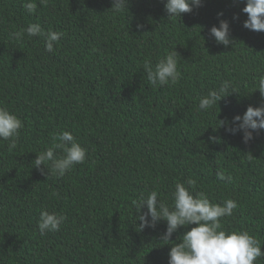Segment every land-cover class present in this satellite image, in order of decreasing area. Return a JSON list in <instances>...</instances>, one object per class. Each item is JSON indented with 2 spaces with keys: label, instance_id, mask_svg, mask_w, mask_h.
<instances>
[{
  "label": "trees",
  "instance_id": "16d2710c",
  "mask_svg": "<svg viewBox=\"0 0 264 264\" xmlns=\"http://www.w3.org/2000/svg\"><path fill=\"white\" fill-rule=\"evenodd\" d=\"M25 2L0 0V105L24 125L12 152L0 140V264H168L171 245L195 225L166 243L163 221L140 231L146 209L133 201L156 190L171 204L175 183L188 179L211 203L234 199L223 228L249 231L264 251V131L245 144L216 121L264 104V33L243 27L246 5L203 0L168 20L166 0H128L120 13L112 0H34L31 14ZM220 19L230 24L229 47L209 34ZM35 23L63 33L54 53L42 37L9 38ZM172 49L181 79L154 88L144 65ZM225 80L236 93L198 111V97ZM62 131L87 149L86 160L63 178L47 177L33 161ZM218 169L231 181L218 180ZM42 210L67 217L60 231L40 235Z\"/></svg>",
  "mask_w": 264,
  "mask_h": 264
},
{
  "label": "clouds",
  "instance_id": "9594fccd",
  "mask_svg": "<svg viewBox=\"0 0 264 264\" xmlns=\"http://www.w3.org/2000/svg\"><path fill=\"white\" fill-rule=\"evenodd\" d=\"M43 2V0H42ZM163 2V0H162ZM246 6L242 9L247 14L243 27L253 32L264 33V0H238ZM203 0H166L165 12L168 20H181L182 14L191 13L194 8L202 6ZM23 7L31 14L36 10L34 0H26ZM113 13L128 11V0H112ZM219 13L218 16H222ZM237 17H234L236 19ZM143 25H137L142 29ZM210 36L219 45L229 47L234 44L230 33V24L227 20L220 19L218 26L210 29ZM28 38L42 37L45 51L54 53V47L63 36L62 32L48 30L47 32L39 23L29 24L27 28L11 32L9 38L22 41ZM176 49V48H175ZM175 49L168 50L154 66L146 62L144 71L147 81L151 86H174L181 79L178 67L179 55ZM181 59V58H180ZM257 88L264 99V74L257 77ZM236 93L231 81L225 80L218 88L210 90L207 94L198 97V111L207 112L218 105L222 99ZM217 129L224 128L232 135L242 133L245 144L254 139V133L264 131V104L260 106H248L243 116H235L231 122L218 120ZM23 122L12 113L5 105H0V140L8 142V151L16 149ZM60 151L62 155H57ZM87 149L83 148L73 134L62 131L53 134L52 143L43 151L36 154L33 161L34 167L42 174L46 169L47 177L55 176L63 178L77 164H83L86 160ZM43 166V167H41ZM216 177L220 181H231L232 177L226 175L223 170H217ZM195 181L188 179L184 182H176L171 193V204L159 199L160 194L156 190L140 193L133 201L141 213L138 215L139 229L153 228L161 221L166 223V230L160 240L166 243L171 240L174 233L182 227H191L179 238V242L173 243L168 253V264H255L264 258L262 243L247 230H227L223 228L222 220L233 215L238 207L234 199H225L222 203H211L208 195L202 191H195ZM67 217L55 211L42 210L38 221L40 235L60 231Z\"/></svg>",
  "mask_w": 264,
  "mask_h": 264
}]
</instances>
